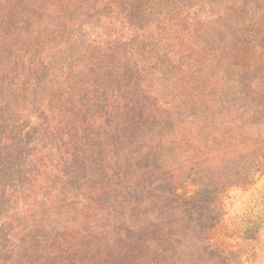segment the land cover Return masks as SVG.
<instances>
[{
  "label": "rangeland",
  "instance_id": "rangeland-1",
  "mask_svg": "<svg viewBox=\"0 0 264 264\" xmlns=\"http://www.w3.org/2000/svg\"><path fill=\"white\" fill-rule=\"evenodd\" d=\"M260 18L264 0H0V264H26L24 227L35 222L36 196L56 203L60 194L57 187L33 191L34 206L24 204L21 178L7 155L9 128L28 122L51 96L58 75L51 64L83 61L97 47L108 51L104 63L114 65L100 77L104 84L117 76L128 50V60L145 73V94L174 121L164 156L173 187L185 200L183 227L154 250L120 259L112 248L98 250L85 239L101 228L78 221V215L59 221L49 212L37 219L34 232L49 244L32 242L28 264H264ZM135 39L141 46L134 56L124 42ZM162 64L170 71L159 74ZM80 194L73 189L69 198ZM60 231L67 238L63 251L55 241Z\"/></svg>",
  "mask_w": 264,
  "mask_h": 264
},
{
  "label": "trees",
  "instance_id": "trees-1",
  "mask_svg": "<svg viewBox=\"0 0 264 264\" xmlns=\"http://www.w3.org/2000/svg\"><path fill=\"white\" fill-rule=\"evenodd\" d=\"M263 22L260 18L258 25L264 27ZM139 42L124 43L135 56L133 49L141 46ZM71 43L67 41L68 47ZM103 43L111 46V42ZM107 53L97 47L83 61L62 62L58 67L51 64V70L58 74L53 75L51 96L40 102L28 122L9 128L5 142L11 169L21 178L24 204L34 206L33 191L40 194L57 187L60 192L56 203H50L51 198L44 194L36 196L35 206L40 208L33 215L35 222L49 212L59 221L78 215V221L101 228L94 234L89 232L85 239H93L98 250L110 247L115 256L128 259L179 234L183 227L179 211L185 200L173 187L174 172L165 165L166 143L174 131V121L145 94L140 86L145 73L141 65L128 60L132 57L128 50L125 58L119 59L123 65L114 80L110 84L101 81L114 66L104 63ZM53 59L60 60L59 53ZM157 71L163 74L170 67L162 64ZM111 84L122 87L111 92ZM73 189L81 196L69 198ZM35 222L24 227L29 254L26 264L34 253L32 242L49 244L44 237L35 236ZM157 233H161L159 238H153ZM55 237L63 251L65 231ZM138 239L142 247L136 244ZM82 249L77 245L75 253Z\"/></svg>",
  "mask_w": 264,
  "mask_h": 264
}]
</instances>
